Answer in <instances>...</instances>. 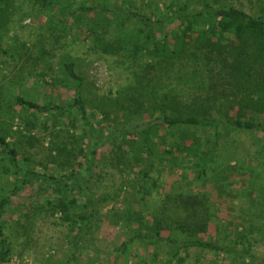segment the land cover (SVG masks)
<instances>
[{
	"label": "rangeland",
	"instance_id": "374dc122",
	"mask_svg": "<svg viewBox=\"0 0 264 264\" xmlns=\"http://www.w3.org/2000/svg\"><path fill=\"white\" fill-rule=\"evenodd\" d=\"M104 1L109 3V0L71 2L97 6ZM115 1L112 0L110 4ZM127 1L125 4L134 2L146 13L155 6L163 7L171 2ZM173 1L176 2L174 13L183 3H188L189 8L199 9L208 2L220 7L234 6L249 14L264 17V0ZM40 11L43 10L29 4L21 5L9 27L0 28V134L6 137L9 147L16 150L17 162L24 170L49 174L54 179L38 177L25 185L18 183L19 189L11 196L2 216L8 220L5 233L9 237L12 252L8 261L0 264H180V257H184L181 264H239L235 254L205 248H185L182 245L178 248L176 243L165 240H186L180 232L162 230L160 240L145 237L144 224L150 221L151 213L166 192L198 189L210 193L217 206L211 209L215 216L207 232L200 234L201 238L219 244L216 224L220 225L221 234H228L232 230L231 236L242 234L245 239L256 238L257 243L252 247L253 260L255 264L262 263L264 222L255 215L260 214L264 218V130L261 129L264 114L249 112L245 119L250 117L254 120L256 125L252 129L235 128L226 120H220L215 127L187 126L183 129L184 135L180 129L160 127V137L154 140L155 150L162 154L163 164L158 163L156 169L159 171L151 172L156 184L152 185L147 180L143 193H137L142 166L134 165V162H118L113 155L100 157V152L107 153L109 146L97 148L96 139L92 138L90 130L99 128L101 124L107 127L97 107L103 101L114 100L127 92L129 87L137 85L148 60L142 58L143 54L133 59L90 49L91 42L84 39L85 27L80 25L75 28L72 17L63 26L59 25L53 30L52 24L57 25L53 20L59 17ZM82 15L78 19L80 23L86 19ZM178 22L168 24L165 30L170 32ZM192 57L176 61L169 75L163 71L157 85L159 93H168L172 104L187 113L192 112L193 105L205 101L202 94H206L204 92L208 87L211 96L209 104L212 106L209 116L218 117L226 111L230 117L234 116L236 110L228 109L227 96L222 97L228 84L225 77H220L218 63L209 65L212 72L209 71L208 80L203 63L190 60ZM67 63L73 64L74 72L82 81L69 76L65 69ZM16 96H23L41 105H60L63 108L59 110L51 107L39 112L17 105ZM77 96L85 99L86 114L92 129L81 118L79 109L71 105ZM144 105L146 107L145 102ZM117 112L119 115L112 123L115 127L130 129L137 122L145 121L143 117L135 119L122 111ZM72 135L75 140H82L72 144L67 141ZM121 139L119 137L117 140ZM60 140L68 142L69 148H74L75 144L84 147L83 152L86 154L92 155L91 151L96 150V165L90 174L84 173L86 177L82 182L60 178L59 172L66 174V170L55 171L52 158L48 155L51 147ZM214 140L215 145L212 146ZM196 141L201 143L199 147L194 144ZM181 142L186 147L175 146L174 156H184L185 151L193 145L199 152H210L211 160L208 157L205 173L198 175L195 170L201 168L194 163L202 162L200 156L188 159L192 162L187 161L183 168L179 162L170 166L173 160L164 150H168L172 143L176 145ZM117 145L113 146L116 154L121 152ZM183 148L185 151L179 152L178 149ZM4 154L0 148V197L9 194L16 184L12 175L4 172V166L10 165ZM73 167L84 170V166ZM10 170L13 171L12 168ZM89 195L96 201L94 205L90 204ZM72 196L77 197V203L71 210V220H65L54 204L62 197ZM79 212L88 216L89 226L86 220L74 218ZM130 213L134 217L128 218ZM217 213L221 219H217ZM138 215L143 216L142 222L137 221ZM231 244L229 242L228 246ZM240 248L237 245V249ZM198 257L199 260L196 259ZM245 260L251 262L249 257Z\"/></svg>",
	"mask_w": 264,
	"mask_h": 264
},
{
	"label": "trees",
	"instance_id": "16d2710c",
	"mask_svg": "<svg viewBox=\"0 0 264 264\" xmlns=\"http://www.w3.org/2000/svg\"><path fill=\"white\" fill-rule=\"evenodd\" d=\"M71 1L0 0V28L9 27L16 10L21 5L29 4L38 10H43L40 12L46 15L59 17L53 20V23L57 24L56 26L52 24L53 30L59 25L63 26L72 17L71 22L75 28L80 25L85 27L84 39L91 42L90 49H99L111 55L121 54L133 59L143 54L142 58L148 60L137 85L129 87L127 92L114 100L103 101V104L97 107L103 115L101 120L106 121L107 127L101 124L99 128L90 130L92 138L96 139L97 148L109 146L107 153L100 152V157L113 155L112 157H115L118 162H134V165L142 166L139 170L137 193H143L147 180L152 185L156 184L151 172L159 171L156 165L163 164L162 154L155 150L154 140L155 137H160L158 135L160 127L180 129L184 135L183 129L187 126L213 125L215 127L220 120H226L235 128L252 129L256 125L254 120L250 117L245 119V117L249 116V112L264 114V17L249 14L234 6L220 7L208 2L203 3L199 9L189 8L188 3H183L174 13L173 7L176 2L171 0L163 7L155 6L146 13L141 11L140 6L133 1L132 4H125V0H114L115 2L110 4L112 0H109V3L102 2V6L100 4L97 6L76 5ZM82 14L86 16V19L80 23L78 19ZM174 21H179V24L174 25L170 32L165 30L167 25ZM191 56L193 57L190 60L195 62L200 60L203 63L207 72L205 78L208 80L209 71L212 72V69L209 70L211 63H218L220 77H225L228 84L222 97L227 96L228 109L236 110L234 116L230 117L227 111L218 117L209 116L212 106L209 104L211 96L208 87V90L204 92L206 94H202L205 101L195 102L197 104L192 106V112L187 113L172 104L168 93H159L160 88H157V85L161 79L160 75L164 74L163 71L169 75L170 68L176 64V61H183ZM65 69L70 77L82 81V78L74 72L72 63L65 64ZM149 74L151 75L147 77ZM84 100L77 96L71 105L79 109L81 118L92 129ZM15 103L39 112L47 111L51 107L59 110L63 108L60 105H41L23 96H16ZM115 111L116 114H114ZM117 111L134 116L135 119L143 117L145 121L137 122L130 129L115 127L112 123L119 115ZM261 129L264 130V125ZM119 137L122 139L117 140ZM81 140L82 138L75 140L72 135L67 141L73 144ZM60 141L51 147L48 155L52 158L51 162L55 165V171L66 170V174L59 172L60 178L76 179L82 182V179L86 177L84 173L90 174L93 166L96 165V150L91 151L92 155L86 154L83 152L84 147H78L75 144L74 148L78 147L75 150L68 147V142ZM116 143L118 144L117 149L121 151L118 154L113 150ZM194 144L198 147L201 145L198 141ZM181 145L185 144L183 142L176 145L172 143L168 150H164L165 153L171 155L170 159L173 160V162L170 161V166L179 162L183 168V165H187V161L192 162L188 159L200 156V162H202L195 161L194 163L201 168L199 171L197 168L195 170L198 175L205 173V167L209 162L208 157L211 160L210 152L207 150L199 152L198 149H194V145L185 151L186 146H183L182 150H178L179 152L185 151L184 156H179V154L174 156L173 148ZM211 145H215V140ZM123 147L126 149L123 150ZM0 148L10 163V167L4 166V172L11 174L16 181L15 187L10 190L9 194L0 197V263H4L8 261L12 249L9 237L5 233L8 220L2 216L7 210L11 196L19 189L18 183L25 185L33 178L54 179V177L32 170H24L17 162L16 150L9 147L6 137L2 134H0ZM74 165L84 166V170L74 169ZM11 168L12 172H10ZM58 190L61 189L58 188ZM89 196L90 204L94 205L96 201L92 195ZM76 203L77 197H62L54 204V208L62 213L65 220H71L70 213ZM213 207H217L213 196L205 190L166 192L154 212L151 213L150 221L144 224L146 227L144 235L148 239L160 240L162 230L180 232L185 235L186 240L177 241L175 238H165V240L176 243L178 248L182 245L185 248L195 247L228 252L237 256L238 260L237 258L235 260L239 264H255L252 247L257 243L256 238L245 239L242 234H234L232 237L230 233L232 230L228 234L226 232L221 234L218 224L216 225L218 227L217 236L220 237L219 244L204 241L201 238L200 234L207 232L210 221L215 216L211 210ZM129 212L132 211L129 210ZM130 215L128 218L134 217L131 213ZM216 215L217 219H221L218 213ZM255 216L264 222L262 215ZM74 218L86 220L88 226L90 224L88 216L83 212H79ZM142 220H144L143 216L138 215L137 221L142 222ZM138 234L137 236L140 235ZM227 242H231V246H228ZM237 245L241 246L240 250L237 249ZM248 257L251 259L249 263L245 260ZM196 259L199 260V257ZM183 260L184 257H180L178 262L181 264ZM260 264H264V261Z\"/></svg>",
	"mask_w": 264,
	"mask_h": 264
}]
</instances>
